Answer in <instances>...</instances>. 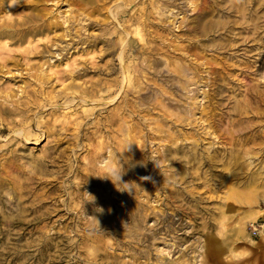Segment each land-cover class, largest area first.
Instances as JSON below:
<instances>
[{"label":"rangeland","instance_id":"obj_1","mask_svg":"<svg viewBox=\"0 0 264 264\" xmlns=\"http://www.w3.org/2000/svg\"><path fill=\"white\" fill-rule=\"evenodd\" d=\"M7 22L0 103H37L0 113V264H264V0H0Z\"/></svg>","mask_w":264,"mask_h":264},{"label":"bare ground","instance_id":"obj_2","mask_svg":"<svg viewBox=\"0 0 264 264\" xmlns=\"http://www.w3.org/2000/svg\"><path fill=\"white\" fill-rule=\"evenodd\" d=\"M151 1V0H150ZM166 2H168V1H166ZM119 4V3H118ZM161 4V3H160ZM159 4V5H160ZM168 4V3H167ZM165 5V4H164ZM208 8V7H207ZM206 9V8H205ZM211 9V8H210ZM117 10V9H116ZM155 11V10H154ZM150 12V11H149ZM212 13V12H211ZM151 14V13H150ZM164 14V13H163ZM162 14V15H163ZM144 17V16H143ZM148 17V16H147ZM134 18V17H133ZM137 22H144L143 20H141V19H139L138 17L137 18H134ZM143 19V18H142ZM146 19H149V18H145L144 17V20H146ZM163 21V20H162ZM109 23V22H108ZM151 23V22H150ZM157 26V25H156ZM207 27L209 28V27H211V23L209 24L208 23V25H207ZM139 28V27H138ZM138 28H136V31H135V33L139 36V39L142 41V40H144V38H143V34L141 33V30L140 29H138ZM22 29V28H21ZM28 29V28H27ZM16 28L13 26V25H11V23H1L0 24V36H11V37H13L12 35H14V33H16ZM32 31L33 32H35L33 29H28L25 33H23V34H21L20 35V38H23L24 37V35L26 34V33H32ZM37 32H39V31H37ZM125 32H126V34L127 33H130L129 31H127V30H125ZM156 36V35H155ZM126 37V36H125ZM123 38H124V36H123ZM155 38V37H154ZM125 39V38H124ZM164 40V39H163ZM166 40V39H165ZM161 43V42H160ZM142 44V46H141V48L144 50V51H147L148 52V55H149V53H150V55H155V54H160L161 53V51L159 50V48L158 47H154V46H151L150 44H149V42H144V43H141ZM125 45H126V43H123V47L125 48ZM170 46V45H169ZM184 48V47H183ZM160 49H165V48H160ZM1 53V52H0ZM127 54V53H126ZM164 54V53H163ZM1 55V54H0ZM167 55V54H166ZM23 56V55H22ZM120 57L122 58L123 57V54L121 53V55H120ZM1 58V57H0ZM148 58V57H147ZM124 60V59H123ZM123 62V61H122ZM189 63V62H188ZM6 64V63H5ZM4 63H2L1 61H0V67H3L4 65H5ZM187 65V64H186ZM190 65V64H189ZM260 68V67H259ZM189 69V68H188ZM258 69V68H257ZM6 71V70H5ZM179 73H180V71H179ZM190 73H191V71H190ZM141 74V73H140ZM216 76V75H215ZM128 81H131V80H128ZM36 91H33V93L32 94H30L31 93V91H27V94L28 95H26V96H28L29 98H28V101H26V100H19V99H15V100H13L12 98L10 99V96H5V94H4V97H2L3 98V102H1L0 103V113H7V115H16V114H18V115H23L24 113H26V111L29 109V107L30 106H32V105H36V100H35V98H33L34 96H35V93ZM26 93V92H25ZM114 96V95H113ZM121 96V95H120ZM125 98V97H124ZM5 100H8V102H9V100H11L12 101V103H13V106L14 107H8V106H5V104H4V101ZM129 100V99H128ZM48 101V100H47ZM126 102V101H125ZM201 102V101H200ZM126 104V103H125ZM35 108V107H34ZM13 120V119H12ZM118 124V123H117ZM106 125V124H105ZM5 128V127H4ZM3 130H5V129H3ZM20 133V132H19ZM99 172V171H98ZM100 173V172H99ZM87 179V178H86ZM99 196V195H98ZM88 206V205H87Z\"/></svg>","mask_w":264,"mask_h":264},{"label":"clouds","instance_id":"obj_3","mask_svg":"<svg viewBox=\"0 0 264 264\" xmlns=\"http://www.w3.org/2000/svg\"><path fill=\"white\" fill-rule=\"evenodd\" d=\"M122 172H123L122 166L117 167V166L109 165V166L106 167V169L103 172V174L100 175L99 177L110 179L116 185L118 190L131 192L132 189H131L130 185L132 183H123L122 182ZM120 185H126V186H129V187L127 188V190H125V189H123L121 187H118ZM97 210L98 211H102V209H97Z\"/></svg>","mask_w":264,"mask_h":264}]
</instances>
